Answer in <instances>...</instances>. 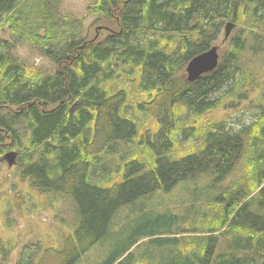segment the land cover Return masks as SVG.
Returning a JSON list of instances; mask_svg holds the SVG:
<instances>
[{
    "label": "trees",
    "instance_id": "16d2710c",
    "mask_svg": "<svg viewBox=\"0 0 264 264\" xmlns=\"http://www.w3.org/2000/svg\"><path fill=\"white\" fill-rule=\"evenodd\" d=\"M61 7L0 0V160L17 150L22 180L79 207L54 255L73 246L75 262L104 241L98 264H264V101L239 128L213 114L264 85L248 64L249 50L264 57V0H94L93 23L110 22L93 34ZM229 20L243 27L224 41ZM217 42L218 67L188 81L187 63ZM23 44L54 70L22 59ZM246 148L243 173L220 185ZM204 177L196 201L178 200L182 182Z\"/></svg>",
    "mask_w": 264,
    "mask_h": 264
},
{
    "label": "rangeland",
    "instance_id": "374dc122",
    "mask_svg": "<svg viewBox=\"0 0 264 264\" xmlns=\"http://www.w3.org/2000/svg\"><path fill=\"white\" fill-rule=\"evenodd\" d=\"M93 1L62 0L61 7L62 12L65 14L77 17L85 16L84 24L90 34H93L97 28L102 27L103 21L106 24L110 22V19H103V21L93 23V20L87 14L88 3ZM241 27L243 25L239 22L229 20L224 26L222 37L227 38L226 32L230 28L228 36L231 38L239 32ZM1 36L9 38L7 31L6 33L2 31ZM216 44L218 45V42ZM258 44L257 39L252 38L250 40V46ZM229 46L230 44L224 46L223 49H229ZM18 54L22 59L34 63L44 68V70H54L49 59L33 53L25 44L19 47ZM248 55L250 57L248 61L249 66L257 69L259 72L257 74L260 75V72L264 71L263 55H256L252 50L248 51ZM226 88L227 86L224 90ZM244 89H252V91L242 96V98H237L235 97L236 94H234V97L231 98L233 104L228 105L229 108H217L213 112L214 117L216 119H223L230 115L232 124L237 128L254 121L257 118V110L250 104L255 100L264 101V85L258 86V84L253 83L246 88H242V91ZM14 151L17 150L14 149ZM5 154L1 156L3 158L0 160V264H20L22 258H25L27 253L29 254V258L34 257L35 264L100 263L102 260L101 256L105 254V247L109 245L108 242L104 246V241H102L94 249L81 255L75 262L73 260L77 253L73 250V246L64 255H54L53 250L66 246L70 236L74 235V229L79 227L80 212L78 203L75 197L70 194L63 196L61 199L58 196H62L61 193L39 190L38 185L31 188L28 182L22 180L19 175L22 169L20 165H17L18 156H5ZM246 156H249L248 148L243 153V157L236 170L228 178L220 182V185H228L234 182L243 173ZM11 161H16V164L10 166L9 163ZM109 169H112V165H108ZM115 171L118 172L116 169ZM182 183L181 190L177 192L178 200L188 201L192 198L196 201L195 195L193 198L191 193L194 192L197 186L198 188H204L205 185L210 184L211 179L207 177H204L203 180L193 178V180L190 179L188 182ZM54 196H56L55 200ZM167 196L169 194L165 197L167 198ZM19 197H21V200ZM141 200L137 201L134 205L126 206L119 210L115 218L116 226L112 228L113 232H117L123 225L129 224V217L131 215L138 214V210H141L139 205ZM173 208L175 207L173 206ZM130 224L132 225V223ZM34 260H31L32 264H34Z\"/></svg>",
    "mask_w": 264,
    "mask_h": 264
},
{
    "label": "water",
    "instance_id": "95a60500",
    "mask_svg": "<svg viewBox=\"0 0 264 264\" xmlns=\"http://www.w3.org/2000/svg\"><path fill=\"white\" fill-rule=\"evenodd\" d=\"M230 29V28H229ZM229 29H227L226 34H229ZM219 65V53L217 46L209 48L207 51L195 56L191 59L186 67V72L189 81H195L201 77L202 74L210 72L217 68ZM7 155L18 156V152L11 151ZM6 155V156H7ZM16 164V161H11L10 166Z\"/></svg>",
    "mask_w": 264,
    "mask_h": 264
}]
</instances>
